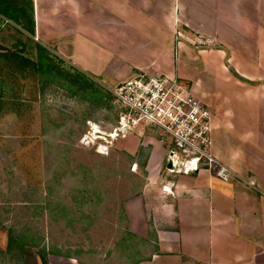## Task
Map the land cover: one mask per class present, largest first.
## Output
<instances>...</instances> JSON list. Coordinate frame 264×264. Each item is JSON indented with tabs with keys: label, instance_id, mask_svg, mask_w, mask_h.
<instances>
[{
	"label": "crops",
	"instance_id": "0c3cea01",
	"mask_svg": "<svg viewBox=\"0 0 264 264\" xmlns=\"http://www.w3.org/2000/svg\"><path fill=\"white\" fill-rule=\"evenodd\" d=\"M7 2L23 39L84 77L117 84L140 72L187 82L212 112V153L253 184L206 170L170 173L168 151L155 145L144 184L122 203L128 230L150 243L137 264H264V0ZM16 35L0 31V50L21 49Z\"/></svg>",
	"mask_w": 264,
	"mask_h": 264
},
{
	"label": "rangeland",
	"instance_id": "374dc122",
	"mask_svg": "<svg viewBox=\"0 0 264 264\" xmlns=\"http://www.w3.org/2000/svg\"><path fill=\"white\" fill-rule=\"evenodd\" d=\"M8 3L0 0V17L12 19H0V31L18 32L22 47L0 50V264H37V248L83 264H128L137 252L148 255L128 230L122 203L144 184L154 146L168 151L170 142L151 128L111 139L123 111L105 89L115 83L91 72L84 77L23 39ZM96 56L100 63L103 55ZM8 231L36 247L22 256L16 244L9 251ZM47 255L48 264H58L59 256Z\"/></svg>",
	"mask_w": 264,
	"mask_h": 264
},
{
	"label": "built area",
	"instance_id": "2783aa9c",
	"mask_svg": "<svg viewBox=\"0 0 264 264\" xmlns=\"http://www.w3.org/2000/svg\"><path fill=\"white\" fill-rule=\"evenodd\" d=\"M105 89L123 110L109 133L111 139H125L128 133L146 128L159 130L171 145L168 172L187 175L206 170L224 183L253 186L212 153V112L194 96L187 82L139 72Z\"/></svg>",
	"mask_w": 264,
	"mask_h": 264
},
{
	"label": "trees",
	"instance_id": "16d2710c",
	"mask_svg": "<svg viewBox=\"0 0 264 264\" xmlns=\"http://www.w3.org/2000/svg\"><path fill=\"white\" fill-rule=\"evenodd\" d=\"M231 73L236 78L241 79L233 71H231ZM90 84L91 85H95L94 83L92 84L91 81H90ZM128 236L129 237H132L130 234H128ZM151 237L152 238L154 237V234L153 233H152ZM18 238H20V237L17 236V235H14L12 233V231H8V250L9 251H11V249H13V246L16 244L17 245V247H16L17 248V255L22 256V252L23 251L24 252H27V253L28 252L30 253V250H31L30 248L31 247H33V248L36 247V246L31 245V244L30 245H26L24 242L18 243L19 242V239ZM135 238H137V237H135ZM140 241L144 244V246L141 248V253H143L145 249L147 250V245H149L150 243L148 241H146V240H143V239H141ZM154 242H155V240H154ZM25 246L28 247L29 249L27 248V249L24 250V247ZM37 250L38 251L33 255V261L35 260V263H37V264H48V261H47L48 255L47 254L54 255V256H59V257H64V258L76 259L74 257L66 256V255L61 254V253L56 252V251H54V252H50L49 251L48 253H46V251L44 249H42V248L41 249H38L37 248ZM139 255L140 254L137 252L136 253V256L134 257V259L131 260V262H129L128 264H137V263H140L142 261L147 260L146 256H143L142 254L140 256ZM31 256H32V254H31ZM79 264H83V263L79 262Z\"/></svg>",
	"mask_w": 264,
	"mask_h": 264
},
{
	"label": "water",
	"instance_id": "95a60500",
	"mask_svg": "<svg viewBox=\"0 0 264 264\" xmlns=\"http://www.w3.org/2000/svg\"><path fill=\"white\" fill-rule=\"evenodd\" d=\"M166 168H167V169H170V168H171V162H170V160H168V163H167Z\"/></svg>",
	"mask_w": 264,
	"mask_h": 264
}]
</instances>
